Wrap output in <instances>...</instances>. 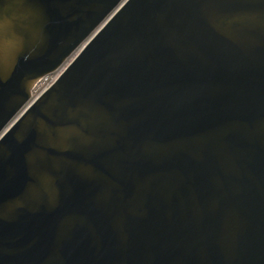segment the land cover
<instances>
[{
  "label": "water",
  "instance_id": "1",
  "mask_svg": "<svg viewBox=\"0 0 264 264\" xmlns=\"http://www.w3.org/2000/svg\"><path fill=\"white\" fill-rule=\"evenodd\" d=\"M0 264H264V0H0Z\"/></svg>",
  "mask_w": 264,
  "mask_h": 264
},
{
  "label": "built area",
  "instance_id": "2",
  "mask_svg": "<svg viewBox=\"0 0 264 264\" xmlns=\"http://www.w3.org/2000/svg\"><path fill=\"white\" fill-rule=\"evenodd\" d=\"M84 45L80 46L71 56H69L62 65L54 72L44 76L39 83L33 88L31 97L24 107L14 116V118L9 122L5 131L10 129L22 116L23 114L31 108L39 98L47 92L64 74V72L70 67V65L75 61L78 55L81 53Z\"/></svg>",
  "mask_w": 264,
  "mask_h": 264
}]
</instances>
